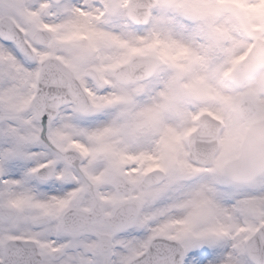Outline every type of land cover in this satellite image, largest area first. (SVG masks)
Here are the masks:
<instances>
[{
	"label": "snow or ice",
	"instance_id": "1",
	"mask_svg": "<svg viewBox=\"0 0 264 264\" xmlns=\"http://www.w3.org/2000/svg\"><path fill=\"white\" fill-rule=\"evenodd\" d=\"M0 264H264V0H0Z\"/></svg>",
	"mask_w": 264,
	"mask_h": 264
}]
</instances>
